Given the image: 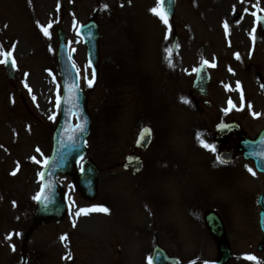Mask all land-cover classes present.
<instances>
[{"label": "rangeland", "instance_id": "rangeland-1", "mask_svg": "<svg viewBox=\"0 0 264 264\" xmlns=\"http://www.w3.org/2000/svg\"><path fill=\"white\" fill-rule=\"evenodd\" d=\"M100 1L105 2L103 6L99 4ZM113 1L115 0H48L47 8L45 0H34L32 2L34 10L32 8L28 10L31 13L29 15L31 20H36L37 31L35 35L33 32L35 29L34 25L31 27V22L29 24V16H25L23 22L20 21L23 17L22 15H25L24 5L27 8L25 0H22L20 5H18L20 0L16 1L15 10L12 7L0 6V33H2L0 35V47L4 51H9L12 48L11 46L15 45L16 52L14 51V56L18 62L15 81H10L6 78L3 64L0 65V233L4 234L5 237L9 234H20L19 236H13L12 241L4 239L3 245L0 246V264H24L25 261L27 264H64L60 256L61 253L64 254L67 250L60 242V235H67L70 243L74 245L73 256L75 255L76 261L73 260L71 261L73 263L70 262V264H111L113 257L117 259L116 264H127L134 261L137 264H150L152 255L150 240L153 235L147 236L146 242L143 240L141 243L133 237H130L131 241H128L129 237L126 239H119L118 235L117 239L115 236L112 237L113 230L117 229V227L110 218L111 207L108 205V201L114 194L116 186L114 189L112 188L117 182H119L118 194L127 192L124 189H119V187L121 188V183L123 182L126 185V182L124 181V174L117 165L123 161L125 155L129 152L127 146L133 140L130 135H126L127 132L123 128L118 127L119 123L116 121L107 120L104 123L103 120L96 119L94 115L96 110L95 90L86 88L83 80L84 69L88 68L86 48L81 44L75 45V32H77L79 25L86 23L90 17L96 14L95 16L100 22L101 32L104 37V54L110 56L111 53L114 54L115 52L116 54L119 51V49L116 51V48H119L121 44L127 46L130 43V45L134 46L137 38L133 37L139 34H141L139 41L142 40L143 43H146L150 52L156 49L159 52L163 28L159 26V31L157 32L156 25L150 24L152 16L149 17L147 11L143 8L128 7L127 1L129 0L124 1L125 9L123 10L114 6L112 4ZM116 1L118 4L119 1ZM151 3L150 0L144 1V7ZM58 7L59 11H57ZM135 10L139 11L137 16L134 15ZM74 21L75 28L73 27ZM145 21L149 24L145 23L140 33L136 25ZM8 22H10V25ZM49 23L53 25L49 30L52 37L50 40L43 35L38 27V25L46 26ZM59 27L63 28L69 41L73 42V46L76 47L75 52L72 54L73 59L80 70L83 88L87 89L86 91L90 94L89 109L92 117V131L88 139V155L96 162L100 170L99 193L95 202L97 205L102 203L100 204L102 207H108L109 214H101L100 217L90 214L80 218L75 216L71 218L77 208H85L90 205L82 201L80 194L76 192L75 206L72 208L70 215L71 222L76 224L75 227L72 225L73 229L69 230V224L65 220L62 226L48 227V225H40L31 230L34 224L33 216L37 207L35 197L40 189V173L44 161L50 155L53 132L58 121L59 110L55 107L57 98L56 85H61V76L57 57H54L53 53L56 55L58 46L57 30ZM130 37L131 41L129 40ZM47 44L48 49H51V51L45 49ZM144 54L145 51L142 50L141 57L143 60L141 63L139 62V67L131 66L128 69L127 75L130 78H133L137 71L140 72L141 69L143 71L151 70L152 65L144 61ZM2 58L0 57V59ZM154 58L156 59L157 57ZM154 58H152V62H155ZM48 69L56 72L55 82L48 75ZM152 72L154 70L150 73ZM88 74L89 78H91L90 69H88ZM42 79L46 81L47 87ZM25 84L32 89L31 94L25 88ZM143 87H145L144 92L147 96V99H143V103L147 105L149 110L154 103V97L149 94L152 89L148 86ZM108 94H114L112 88L109 89ZM32 96L36 97L35 102L32 100ZM245 108L247 112L248 107L246 106ZM185 111L187 114L185 113L182 117L179 129L171 130L170 123L165 121L169 129L166 128L167 126L162 125L163 131L166 132L163 134L162 131L157 134L156 143L165 150L166 160L169 159L171 161V157H175L177 152L185 150V154L192 161V155L187 149L188 143L197 142L199 144L196 140V136L200 133L199 130L203 128L207 132L209 128H213L210 120H215L218 117L213 114V117L210 116L209 120L204 121L203 126L202 117L199 114L194 115L193 111ZM153 113L156 115L155 111ZM52 115H56L55 122L49 119ZM183 127L186 132H183ZM109 128H117L116 136H113L112 132L108 131ZM202 136H205V138L201 139L211 145L208 136L201 133L200 137ZM37 149L40 151L37 152ZM198 150L193 153V156H195L196 161L198 159L202 160L201 167L204 164L211 165L214 163L207 150ZM161 154H164V151ZM182 154L180 158L183 161ZM33 158L38 160L39 163L33 162ZM177 158L178 154L176 155ZM243 161V159H239L236 166L245 175V162ZM18 165L19 168L17 170ZM182 170L179 172L181 173ZM13 171H17L16 176L11 175ZM182 174L193 178L187 173L183 172ZM240 178L239 172L231 170L221 171L217 175L210 177L209 180L211 184L216 186H229L234 181H239ZM259 179L258 183L260 186L264 180L263 178ZM64 184H71V179H65ZM13 203H15V206H13ZM124 209L126 212V206H124ZM253 211V215H256L257 210L254 209ZM168 212L171 213L166 215V219L171 222L174 211L169 210ZM125 215L128 216L130 214L126 213ZM230 217L231 219L229 220ZM225 219H227L229 236L236 237V232H238L237 237L241 240L238 241L236 238L231 244L233 254L235 253L238 257L228 264H253V262L246 263L248 261L244 260L243 257L254 251L256 253L257 245L261 242L262 237H260L259 229L257 228V218L254 216L251 219L253 225L248 231H246L243 221L239 220L240 217H232L227 211ZM120 229L133 232L135 227L128 224L126 220H122ZM181 229L183 232L185 231V234L182 233L179 237L182 254L197 256L196 260L191 262L193 264H216L219 256L218 251L215 248L212 250L213 245L211 242H208L204 248L202 241H199L200 239H210L209 235L203 231L205 230L203 223L193 221L186 223ZM157 230L158 227H154L151 232L154 233ZM66 231H69V233ZM164 231L171 232L167 229H164ZM246 232L247 234H245ZM171 233L168 237L175 239L168 248L171 253L176 255L179 252L176 246L177 239L174 237V233ZM241 235L244 237L243 239L239 237ZM243 240H247L249 243ZM129 242L131 244H128ZM250 243L256 246L252 249L254 251L248 250ZM11 244L15 245L16 252L12 251ZM204 249L208 251L204 253ZM259 254V262L264 264L262 253ZM240 255L242 256L239 257ZM237 259L242 260L243 263L235 262ZM183 260L180 261V264H189L186 261V256H183ZM205 261L209 262L206 263Z\"/></svg>", "mask_w": 264, "mask_h": 264}, {"label": "flooded vegetation", "instance_id": "flooded-vegetation-1", "mask_svg": "<svg viewBox=\"0 0 264 264\" xmlns=\"http://www.w3.org/2000/svg\"><path fill=\"white\" fill-rule=\"evenodd\" d=\"M262 7H264V0H244L243 3L241 0H178V14L175 16L177 22L174 21L175 23H173L186 22L193 26L196 24L207 25L209 30L207 34H196L195 29H193V33H189V42L191 43H194L196 38L200 36L204 38V41H208L214 36L213 31L217 32L216 36L220 39L237 41L235 56L239 54L240 59L238 62L247 75L245 77L243 74L241 77L242 82L245 84L244 80L247 78L249 82L256 83L257 90L262 92L264 90V75L260 70V49L257 42L264 40V32L261 31L260 23H257L254 27L255 18L251 15L258 8L259 18L264 16L261 12ZM225 23L231 26L227 34L222 29ZM254 28L256 29L255 32H253ZM185 30L189 32V29L185 28ZM199 53H202V49L199 50ZM187 93L188 98L184 101H189L188 104L201 111L202 104H205L204 99L191 86L188 88ZM176 100L181 103V99L176 98ZM240 134L241 132L235 135L232 134L224 141L227 145L232 144L231 146H235L239 142Z\"/></svg>", "mask_w": 264, "mask_h": 264}, {"label": "snow or ice", "instance_id": "snow-or-ice-1", "mask_svg": "<svg viewBox=\"0 0 264 264\" xmlns=\"http://www.w3.org/2000/svg\"><path fill=\"white\" fill-rule=\"evenodd\" d=\"M241 2L243 3L244 0H241ZM131 3V0H129V4ZM120 7H124L123 4L120 5ZM255 7V6H254ZM57 11H59V7L57 8ZM258 12H259V9L257 8V11H253L251 13V15L253 17H257L258 18ZM152 13L154 16H157L159 18L160 21L163 22V24L165 25L166 29H167V32L168 33H171V26L169 25V21H168V18L166 17L165 14H163L162 12H158L155 8L152 9ZM5 27H7V25H5ZM38 27L40 28V31L43 33V35L48 38L49 40L52 38L51 37V34H50V29L53 27L52 23H49L47 26H40L38 25ZM73 27L75 28V21L73 22ZM224 29H225V33L227 34V31H228V25L227 23L224 24ZM256 29L254 28L253 29V32H255ZM77 35H79V33H77ZM168 36L166 35L165 36V39H167ZM255 38L253 37V40ZM78 42V41H77ZM72 43V42H69V44ZM12 50L11 51H4L2 49V47H0V57H3L2 59H0V65L2 64H7L9 62V60H11V66L12 68H16V60L14 59L13 57V52L15 50V45H12ZM49 51H51V49H49ZM166 51H170L168 49H166ZM73 52H75V49H73ZM69 59H71V57H69ZM236 59L239 60L240 59V56L239 54H236ZM169 67L172 66V63H171V60H168L167 61ZM203 63L205 64H208L207 61H203ZM209 67H215V64H208ZM72 67L73 69L76 68L75 66V63L72 64ZM88 69H92V62L89 61L88 63V68L87 69H84V75H83V80H84V86L88 89H92L96 83V71L94 69H92L91 71V78H89V74H88ZM198 71V70H197ZM229 71H231V69H229ZM27 75V74H26ZM49 76H52L53 77V82H55V77L53 76V73L51 71H49L48 73ZM81 79V76H80V71L79 70H76V83H73L70 85V88L72 90L75 91V93L77 94L76 95V100L74 101L76 103V106L79 107V103H78V96L79 94L82 92V89H80L79 87V80ZM57 87V98H56V101H55V107L57 110H59L61 108V95H60V88H61V85L60 84H57L56 85ZM25 88L28 89V92L29 94L32 93V89L28 87L27 84H25ZM236 88L237 90L240 89V84L239 82H237V85H236ZM32 100L35 102L36 100V97L35 96H32ZM241 102H243V94H241ZM183 103L185 104H188L189 101L185 100L183 101ZM235 106L233 105L232 101L230 100L228 102V108L225 110L226 112H230L233 110ZM249 109H251V105L248 106ZM237 111H239L240 109H236ZM252 116L254 118H258L257 117V114L255 112L251 113ZM50 120H52L53 122L56 121V115H52L49 117ZM82 119V117H81ZM86 124H87V121H84L83 124H79L77 127H78V130H79V133L80 134H83L85 131H87V128H86ZM222 128L224 127L223 125L221 126ZM150 137H151V131L147 128H145L143 130V132L141 133V137H140V141H138V143H147L149 142L150 140ZM196 140L199 142L200 144V147L207 150L208 152L210 153H213L215 154L216 153V147L215 145H210L208 143H206L203 139H201V137L199 135L196 136ZM85 147L87 146V141L85 140ZM37 152H39L40 150L37 149L36 150ZM82 161H84V157L83 156H80V159L79 161H77V163L80 165L81 167V170H83V163H81ZM215 161L217 164H224L225 163V160L219 156V155H216L215 156ZM33 162L35 163H39L38 160H36L35 158H33ZM48 163L47 160L44 161V164L42 165V167L46 166ZM131 163V161H130ZM19 168V165L17 166V170ZM247 171L250 175L252 176H256V172L253 171V169L251 167L247 168ZM12 176H16L17 175V171H13L11 173ZM45 175L44 172H41L40 173V176L41 178H43V176ZM48 187H51L50 185H46L44 188H42L41 192L43 193V191L48 188ZM72 186L69 185V189L71 190ZM43 200H48L49 198L48 197H44L42 195H38L35 197V200L37 201V203L41 202ZM74 201H71L69 200V207L71 208L73 205H74ZM13 206H15V203H13ZM92 213H103V214H109V209L107 207H85V208H77L76 211L73 213V215L76 217V218H80L81 216H88ZM76 224L75 222H73V227H75ZM20 234L19 233H14V234H9L7 237H5V239L7 241H12L13 240V236H19ZM61 241H68L69 237L67 235H64L62 236L61 238ZM11 248H12V251L13 252H16V247L14 244H11L10 245ZM65 247L67 248L68 245L65 244ZM68 257H65V259H67ZM244 260L246 261H251L253 262V264H260V262L257 260V258L253 255H245L243 257ZM24 264H27V262L25 261Z\"/></svg>", "mask_w": 264, "mask_h": 264}, {"label": "water", "instance_id": "water-1", "mask_svg": "<svg viewBox=\"0 0 264 264\" xmlns=\"http://www.w3.org/2000/svg\"><path fill=\"white\" fill-rule=\"evenodd\" d=\"M83 35L86 37V41L88 43L89 49H90V56L93 58L95 62H97V33H96V27L94 25L85 27V30L82 32ZM62 41V39H61ZM72 76H74L73 70H70ZM75 79L73 78V83ZM76 93L72 94V102L67 104L69 108H73L77 114H83L86 113V99L82 96H78V103L80 105V109L75 108V100H76ZM69 110V109H68ZM86 115V114H85ZM87 133L83 134V137H86ZM261 144L264 145V142ZM259 149V143L252 144V147L250 148L251 156L255 157L260 165V169L264 172V151H258ZM84 155V150L80 147H74L72 149H67V146L64 144H60V142H57L56 144V153L55 156L58 160L57 165H51L47 171L50 174V180L53 185L52 188V200H48V204L40 203L39 211H38V219L39 220H47L48 219V211L50 214H53L52 211L56 213V219H59L64 211H65V205L63 203V196L58 190L57 186H55L54 176L59 172H71L74 170V165L76 162L80 159V156ZM47 174V173H46ZM88 177L90 181H95L96 179V172L93 173L92 176L88 174ZM84 178V177H83ZM55 201V202H53ZM228 257V251L225 249L224 252V258L225 260ZM223 264V263H222Z\"/></svg>", "mask_w": 264, "mask_h": 264}, {"label": "bare ground", "instance_id": "bare-ground-1", "mask_svg": "<svg viewBox=\"0 0 264 264\" xmlns=\"http://www.w3.org/2000/svg\"><path fill=\"white\" fill-rule=\"evenodd\" d=\"M43 80V82L45 83V86L47 87V83H46V81L44 80V79H42Z\"/></svg>", "mask_w": 264, "mask_h": 264}]
</instances>
